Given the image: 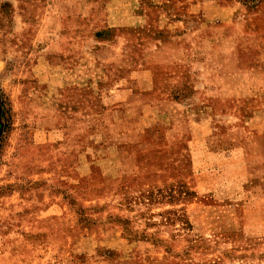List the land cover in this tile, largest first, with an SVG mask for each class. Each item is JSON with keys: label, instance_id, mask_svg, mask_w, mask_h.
<instances>
[{"label": "rangeland", "instance_id": "1", "mask_svg": "<svg viewBox=\"0 0 264 264\" xmlns=\"http://www.w3.org/2000/svg\"><path fill=\"white\" fill-rule=\"evenodd\" d=\"M0 264H264V0H0Z\"/></svg>", "mask_w": 264, "mask_h": 264}]
</instances>
